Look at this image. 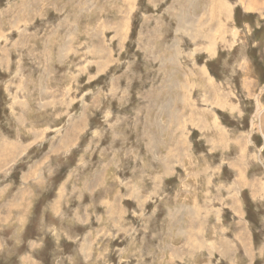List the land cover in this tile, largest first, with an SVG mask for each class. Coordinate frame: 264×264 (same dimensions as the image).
I'll list each match as a JSON object with an SVG mask.
<instances>
[{"label": "rangeland", "instance_id": "1", "mask_svg": "<svg viewBox=\"0 0 264 264\" xmlns=\"http://www.w3.org/2000/svg\"><path fill=\"white\" fill-rule=\"evenodd\" d=\"M0 264H264V0H0Z\"/></svg>", "mask_w": 264, "mask_h": 264}, {"label": "bare ground", "instance_id": "2", "mask_svg": "<svg viewBox=\"0 0 264 264\" xmlns=\"http://www.w3.org/2000/svg\"><path fill=\"white\" fill-rule=\"evenodd\" d=\"M214 2V1H213ZM221 2V1H220ZM227 3V2H226ZM216 4V3H215ZM224 3H222V5H223ZM226 5H228V4H226ZM33 6V5H32ZM224 6V5H223ZM14 7V6H13ZM224 8V7H223ZM226 9V8H225ZM224 9V10H225ZM229 10V9H228ZM225 12H227V11H225ZM230 12V11H229ZM16 13V12H15ZM224 13V12H223ZM11 14V13H10ZM229 14V13H228ZM227 13H226V15H228ZM8 16V15H7ZM24 16V15H23ZM30 16V15H29ZM229 16V15H228ZM211 17H212V15H211ZM176 19V18H175ZM202 20V19H201ZM67 23V22H66ZM211 23V22H210ZM219 23H220V21H219ZM222 23V22H221ZM221 25H223V23L221 24ZM220 25V26H221ZM25 26V25H24ZM67 26V25H66ZM199 26V25H198ZM210 26V25H209ZM224 26V25H223ZM222 26V27H223ZM196 27V26H195ZM197 28H199V27H197ZM202 28V27H201ZM209 28V27H208ZM225 29V28H224ZM19 30H20V27H19ZM53 30V29H52ZM84 30V29H83ZM207 30V29H206ZM211 30V29H210ZM204 31V30H203ZM195 32V31H194ZM196 32H197V30H196ZM218 32H219V30H218ZM223 32V31H222ZM49 33V32H48ZM200 33V32H199ZM205 33V32H204ZM211 34V33H210ZM215 34V33H214ZM217 34V33H216ZM22 35V34H21ZM46 35V34H45ZM201 35H199V37H200ZM226 36V35H225ZM228 36V35H227ZM45 37V36H44ZM198 37V36H197ZM206 37V36H205ZM218 37V36H217ZM204 38V37H203ZM209 38V37H208ZM225 38V37H224ZM234 38V37H233ZM206 39V38H205ZM219 39V38H218ZM207 40V39H206ZM211 40H213V42H214V36H212L211 35V38L209 39V41L208 42H211L212 43V41ZM221 40V39H220ZM92 41V40H91ZM215 42H217V41H215ZM220 42V41H219ZM57 43V42H56ZM61 47V46H60ZM66 49V48H65ZM8 57V56H7ZM67 58V57H66ZM68 59V58H67ZM3 61V60H2ZM260 108V107H259ZM262 108V107H261ZM261 111V110H260ZM259 115V114H258ZM258 116H256L255 117V120H256V118H257ZM255 123V122H254ZM254 126V125H253ZM254 129H255V126H254Z\"/></svg>", "mask_w": 264, "mask_h": 264}]
</instances>
